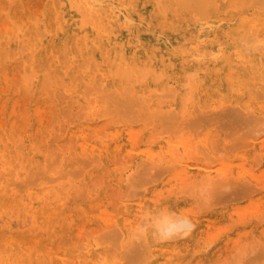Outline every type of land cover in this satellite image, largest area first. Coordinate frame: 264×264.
I'll return each mask as SVG.
<instances>
[{"label": "bare ground", "instance_id": "bare-ground-1", "mask_svg": "<svg viewBox=\"0 0 264 264\" xmlns=\"http://www.w3.org/2000/svg\"><path fill=\"white\" fill-rule=\"evenodd\" d=\"M261 216L264 0H0V264H264Z\"/></svg>", "mask_w": 264, "mask_h": 264}, {"label": "clouds", "instance_id": "clouds-1", "mask_svg": "<svg viewBox=\"0 0 264 264\" xmlns=\"http://www.w3.org/2000/svg\"><path fill=\"white\" fill-rule=\"evenodd\" d=\"M217 182L203 179L197 182L195 191L198 197L202 200L211 202L214 192L220 188ZM223 190H227L224 186ZM181 220H187L191 224V220L187 217L173 214L170 210L157 209L155 211L149 210L132 230V238L142 240L145 235H150L151 238L157 242H164L175 239L181 235L175 231H169L168 226L177 224Z\"/></svg>", "mask_w": 264, "mask_h": 264}, {"label": "rangeland", "instance_id": "rangeland-1", "mask_svg": "<svg viewBox=\"0 0 264 264\" xmlns=\"http://www.w3.org/2000/svg\"><path fill=\"white\" fill-rule=\"evenodd\" d=\"M26 114V116H27V113H26V111L24 110V106H22V108L20 109V111H19V113H18V115L16 116V118H17V121L18 122H16V123H21L20 121L21 120H25V118H26V116H24ZM244 179V180H243ZM243 184L245 183L244 181H250L249 179H247V178H242V179H239ZM133 181V180H132ZM135 181V180H134ZM238 181V180H237ZM237 181H235V182H233L232 183V185H233V187L231 186V185H229L228 186V191L226 190H222L221 191V187L220 188H218L217 190H216V192L214 193V195H216L219 191L220 192H229V195L227 196V197H218L217 195L216 196H213V200H212V202H208V203H210V206L211 207H209L207 210H209V209H211V208H213V207H215V206H218V205H226V204H231V205H234V204H240V203H243V202H245L246 201V199H247V195H246V193H242L241 192V194H240V191H241V189L242 188H239V186L238 185H240L241 184V186L240 187H242V183H240L239 184V182L240 181H238V184H237ZM235 183V184H234ZM237 184V185H236ZM219 186H221V184H219ZM235 186H238V187H235ZM227 187V186H226ZM223 188H224V186H223ZM235 190H234V189ZM236 188H239V189H236ZM233 191H235V194L233 193V192H231L232 190ZM231 190V191H230ZM236 190H239L238 192L236 191ZM218 191V192H217ZM232 193V194H231ZM239 193V194H238ZM237 195V196H236ZM240 195V196H239ZM235 196V197H234ZM238 196H239V198H238ZM245 196V197H244ZM214 197H217L216 199H214ZM231 197L233 198H235L236 199V197H237V200H234V198L233 199H231ZM224 199H226V200H224ZM227 199H229V200H227ZM226 201H228V202H226ZM216 202H217V204H216ZM213 204V205H212ZM264 218V216H261V218L260 219H263ZM258 247V248H257ZM260 248V249H259ZM249 249H251V251L250 250H247V251H249V252H247V253H249V254H247V257H250V256H254V251H256V250H258L259 249V251L262 249V247L260 246H255L254 248H249ZM235 250V251H234ZM234 251V252H233ZM259 251H257V252H259ZM230 254H229V256H226L225 258L223 257V258H221V259H219V260H216L214 263H212V264H229L230 263V261H231V263L230 264H234V262H235V260L236 259H238V251H237V249H236V247H233L231 250H230ZM257 252H255V254H257ZM235 256V257H234ZM226 258H228L226 261L228 262H226L225 261V259ZM223 260V261H222Z\"/></svg>", "mask_w": 264, "mask_h": 264}]
</instances>
